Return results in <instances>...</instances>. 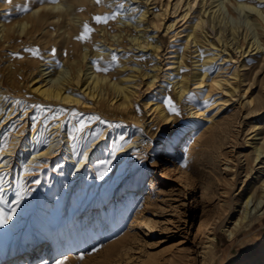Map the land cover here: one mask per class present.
Masks as SVG:
<instances>
[{"label": "rangeland", "instance_id": "rangeland-1", "mask_svg": "<svg viewBox=\"0 0 264 264\" xmlns=\"http://www.w3.org/2000/svg\"><path fill=\"white\" fill-rule=\"evenodd\" d=\"M242 1L260 8L263 4V0ZM143 2L141 0H104L103 3L97 4L93 9L97 16L110 15L114 11L118 12V15L107 25L95 23L91 25L87 22L93 29L91 37L102 35L103 31L101 33L99 29L103 27H106L107 33L109 30L106 35L111 40L112 35L119 31H122L121 34L125 36L128 29L125 26L126 20L130 18L131 20L128 21L133 22L138 17L146 7ZM175 2L176 0H151L150 5L147 6L148 13L150 11L157 14L163 13V18H166L163 19L160 16L161 21L157 22L158 28L150 26V33L147 35L149 39L152 40L151 37H155L158 42H161L159 43V52L161 51L159 62L162 69L155 70L157 78L150 88L144 90L145 86L142 87L141 97L137 100L136 108L134 107L135 119H132L128 113L121 114V117L111 116L110 113L102 111L100 106L91 102H88L89 106L85 109H80L73 105L55 104L54 106L53 103L40 100L28 90V87L34 79L40 78L38 73L40 68L49 66L50 69L44 71L46 79H49L55 71L63 69L61 66L63 62L59 59L61 56L57 54L53 56V50L42 49V40L33 44L36 48L32 43H23L13 51L5 49L7 44H2L0 77L6 76L12 67L14 70H19L18 68L27 61L26 59L30 66L22 76L17 78L21 93L8 94L5 106L11 100L15 99V102L8 106L10 108L14 105V108L8 113L9 117L0 131V147H7L14 133L19 135L15 138L18 140L16 143H19L27 134L42 130V135L46 133L47 136L38 138L37 150L41 151L48 143L50 134L48 132L58 123L60 135L66 133L63 135L64 139L59 135L61 143L68 139L74 151V158L78 160L79 153L85 150V145L89 148L90 144L98 142L103 135L106 141L107 136L115 129L116 134L110 140V148L96 145L101 154L99 159L92 163L96 171L95 176L88 172L89 165L85 164L82 169V178L70 182L71 178L66 172L68 163L62 159L60 151L55 159H51L46 165L34 164L35 167L34 165L28 167L29 172L24 178L26 180L22 181V186L24 184L27 186H23L21 191L23 197L20 198L19 204L12 206L11 199L14 194L8 190L5 195L1 188L5 184L8 187L13 186L16 181L13 170L17 166V154L20 149L17 150V156H12L10 167H2L0 172V213L8 215L15 206V213H11V220L0 226V264H7L15 256L21 258V261L14 264H57V261H63L64 264H203L204 251L209 240L207 237L211 234H215L214 255H209L207 258H212L214 264H238L241 258L260 254L264 248V215L257 218L256 213L254 217L255 210H251L249 219L242 224L234 238L229 236V230L242 214L245 202L244 181L248 177L245 176L242 167L245 165L244 155L249 153L245 140L250 138L253 133L252 127L257 122V115L250 112L251 105L245 101L250 95L251 98L261 94L264 97V90H262L264 89V57L260 56L261 54L264 56V48L257 55L246 54L245 65L240 69L244 73L245 80L241 88L248 86L247 91L244 94L240 91L236 99L233 98L227 102L218 113H215L218 107L214 100L220 94L218 90L210 86L211 77L218 73L223 76L229 75L234 69V58L223 59L224 56L220 55L215 59L203 88H193L192 85L184 100L177 102L172 98L169 88L166 89L165 96H159L158 88L164 83V71H168L165 69L168 64V55L173 49L183 51L182 38L177 33L185 28L184 20L182 21L179 15H182L186 9L183 0L173 9ZM120 3L125 7L122 10L117 7ZM14 6V0H0V16L11 15L15 10ZM223 8L224 16L229 23L245 27L248 22H251V17H248L245 10H240L229 2ZM21 18L22 16L17 17V19ZM186 19L189 20L188 17ZM169 23L174 24L173 28L166 31L165 25ZM257 38L259 43L264 45V34ZM127 45L128 37L120 43L114 40L112 52L109 53L110 57L102 61L101 55H90L89 59L91 58V62H97L102 67L109 66L107 73L112 74V80L127 73V69H120V64H125L128 68L136 67L140 69V72H150L148 77H144L145 81L149 80L154 70V58H151L148 51L132 50ZM36 49L38 55L33 56L32 51ZM186 53L188 65L184 67L185 72L189 70V60L194 55V53ZM113 54L116 57L115 61L112 59ZM42 64L45 65L42 67ZM94 67L96 68L95 63ZM2 87L8 89L9 84L4 83ZM144 98H149L148 100L152 102L159 101L169 117L168 120L161 125L157 124L151 111L143 105ZM166 99L172 101L179 115H174L167 110L168 107L164 103ZM195 109L202 110L205 117L199 118L189 114ZM73 113H76V116H73ZM20 115H22L21 118ZM210 117L214 121H210ZM81 121L85 127L83 131H77ZM126 129H131L127 135H125ZM17 131L20 133H16ZM263 136L264 133L258 137ZM131 139L136 141V145ZM129 144L127 150L117 158L116 150ZM231 144L234 147H231ZM250 154L252 158L254 155ZM226 160L231 168H224ZM256 163L257 161H254L255 167L260 166ZM231 175L237 179L233 186H229ZM256 188H259L258 184ZM147 189L150 190L149 193ZM131 190L136 193L133 197L129 195ZM248 224L253 227L248 229ZM262 256L261 260L256 261L255 264H264V253Z\"/></svg>", "mask_w": 264, "mask_h": 264}, {"label": "bare ground", "instance_id": "bare-ground-1", "mask_svg": "<svg viewBox=\"0 0 264 264\" xmlns=\"http://www.w3.org/2000/svg\"><path fill=\"white\" fill-rule=\"evenodd\" d=\"M141 1H144L143 3L146 4V7L144 8L142 7L143 10L142 12L139 13L138 17L133 22L128 21V20H131L128 16L127 17L129 19L128 20L125 19L126 20L125 26L128 28L126 30L125 36L126 38L128 37V45H127L128 47H130L132 50L137 49L138 51H148L150 55L152 56L151 58L152 59L154 58V62H155V64L153 63L154 70L153 72L151 71L152 73L150 74L149 80L145 81L144 77H148L150 72H147V71L140 72L139 71L140 69L136 67L128 68L127 65L125 64H120L119 67L121 70L127 69V73L124 76L121 75L122 77L119 76V78L115 80H112L111 78L112 74H108V73L98 74L97 73L94 67V63L91 62L90 60L91 58L89 59L90 55H93V56L101 55V58H102L101 60L102 61L106 60L108 56L110 57L109 53L112 52L111 47L114 45V40L120 43L126 38L125 36L121 34L122 31H119L115 33L114 35H112L113 39L111 40L110 37L108 38L106 35L109 33V30L107 33L106 27H103L99 29L100 32L103 31V33L101 32L102 35L98 34L99 36H92L90 37L89 40L83 43L76 39V37L81 34L85 23L89 22L91 25H94L93 17L97 16L93 12L94 11L93 9L97 6L94 0H58L57 3H52L50 2V0H14L15 10L13 11V13L11 15H5L3 17L0 16V33H1L0 50H2L3 48L2 44L4 43L7 44L6 45L7 48L5 49H9L10 51L11 50L13 51L15 48H17V46L19 47L22 46L23 43L24 44L32 43L33 45V44L39 43V40H42L43 41L41 43L42 49L55 50V54L61 56V58L59 57L58 58L60 59V61L63 62L61 65L63 66V69L55 71L54 73L50 75L49 79H46V76H44V71L48 69L49 66L45 68H40L38 70L40 78L38 80L32 79L33 81L30 87H28V90L34 95H36L35 97H38L40 100H44L48 103H53L54 106L55 104H60L62 106L73 105L80 109H85L86 107L89 106L88 102H91V103H94L100 106L102 111H105L106 113L107 112L110 113L111 116H120L121 114L128 113L130 114V117L132 119H135L136 112L134 110V107L139 97H141V94L143 91L142 87L145 86L144 90L147 88H150L154 84V80L157 78V74L155 70L162 67L160 66V62H159L160 60L159 53L161 52V51L159 52V49H160L159 43L161 42L160 41L158 42L155 39V37H151L152 38L151 40L148 38L147 35L150 33V30H149L150 26H153L154 28L157 26L158 28L157 22L161 21L160 16H162L163 13L157 14L154 11H150V13H148L149 10L147 9V6L150 5L151 0H141ZM181 1L182 0H176V2L173 5V9H175L178 6V4L181 3ZM183 1H184V4L183 3L182 4L185 5L186 10L185 12L183 11L184 13H182V15H179V17L181 16L182 21L184 20L183 24H185V28L184 30L177 33L182 38L181 44L183 47V51L179 49H173L172 51L170 50L171 52L167 57L168 64H166V68H165L168 71L167 72L164 71V75H163L164 83L162 85H159L158 95L159 96L164 95L166 92V89L169 88L173 95L172 98L176 99L177 102L182 101L185 98H187L188 90L190 89L192 85L194 86L193 88H203L202 86L203 84L206 83V78L209 75L210 69H212L210 67L215 59H217L220 55L224 56L223 59L229 58L230 60L234 58L235 59L234 69L229 75H226L227 74L226 73L225 74L226 76H223L217 72L218 73V74L216 73L217 75H214L211 77L210 86L218 90V93L220 94V96H218V98L214 100V102H217V107H218V109L215 110V113H218V111H220L227 104V102L231 101V99L235 98L238 94H240V91L243 92V93L241 92L242 94H244L245 91H247L248 86L246 88L245 87L241 88V84L245 80H244V73L240 68L244 67L245 65L244 61H245L246 54L253 53L254 55H257L261 53V51L264 48V45L259 43V40L257 38V36L264 34V0L262 1L263 4L261 5L262 6L261 8L257 7L254 4L251 5L242 0H227V2H229L234 7H237L240 10H245L248 17H251V22L249 23L247 21L248 25L246 24L247 26L245 27H242V25L229 23L227 21V19L224 16L225 11L223 12V9H224L223 7H225L227 3L225 2L226 0H183ZM25 8H27L28 11H24ZM122 9L123 8H121V10ZM149 15H151V18H149ZM18 16H22V18L17 19ZM187 17L189 18L188 21L186 19ZM173 25H174L173 23H169L167 26L165 25V30L167 31L173 28ZM133 31H136V33H133ZM165 33L167 34V32ZM151 36H154V35H151ZM99 42L101 43L98 44ZM33 47L35 46L33 45ZM116 47L118 48V45ZM170 48L171 47H169V49ZM186 52H188L189 54L194 53L192 58L189 60L190 62L189 70L187 72H185L184 70V67L188 65L186 62V59H188L186 56L187 54ZM260 56L264 57L262 54ZM26 60L28 61V59ZM27 61L24 62L23 65L18 68L20 70V73H19V70H14L12 65H10L12 68H10L11 70L9 71V73L6 76H3V78H2V75L0 77V131L3 127V124L6 123L5 121L9 117L8 113L12 110V108H14V105H11V107L8 108V106L11 103L15 102L14 98H13L14 99L13 101L11 100L9 104L5 106L6 102L8 101V94H14V93L20 94L21 93L17 78L19 76H22L23 72H25L27 68L30 66V63ZM44 65L45 64H42L41 66L43 67ZM34 66L36 67V65ZM4 83L9 84L8 89H3L2 85ZM250 96L247 97V100L245 101V103H247L248 105H251L250 112L257 115V118H256L257 122L256 124H254V127H252V132H253L252 135L250 136L249 139L245 140V143L247 146L246 149L249 150V153H246L244 155L245 165L242 167V170L245 172V176L248 177V179L244 181V184L246 185V189L244 192L245 202H244L242 214L238 216V219L235 221L233 227L229 230V236L232 238L236 236L242 224H244L245 221H247L246 219H249L251 210H255L253 214L254 217L256 213H257V216H256L257 218H261V216L264 215V203L261 205V203L264 202V158H263L264 157V136L261 138L258 137L260 134L264 133V97L262 96V94L256 97H253V98H251ZM148 99L144 98L143 105L148 109V111H151V114H153V119L159 125L166 122L169 117L166 114L164 108L161 106L160 102L159 101L152 102ZM28 104L30 105V103ZM189 114L199 116V118L205 117L204 113L202 112V110L200 111V109H195L194 111H190ZM21 116L22 115H20V118ZM210 119H211L210 121H214L212 120L211 117ZM58 121L60 122L61 120H58ZM70 124H71V121H70ZM57 125H54V126L52 125L53 127L51 128V131L52 130L53 131L48 132L50 133L48 135L49 136L48 143L45 146V149L41 148L43 149L41 151L37 150V144H38V138L46 135V133L42 135L43 133L41 132L42 130L34 131V132L27 134L21 140L19 139L20 140L19 143H16V141L18 140H15V138L19 135L14 133V135H12L11 142H9L10 144L7 147H4L3 151H0V172H1L2 167L3 168L10 167L11 162H12V156L16 155L17 150L20 149L17 154L18 155L17 166L16 168L14 167L15 169L13 170V174H14L13 176L14 178L16 177L15 178L16 181L13 183V186L11 185L10 187H8L5 184V186L1 188V191H3V194L5 195H6V191L8 190H11L12 192L11 194H14V197L12 196L13 198L12 199L10 198L13 201L12 206L16 204L14 203V201L17 198L16 192L19 191L21 193L23 186L26 185L24 184L22 186V181L26 180L24 178H25L26 173L29 172L28 167L34 164H38V166L46 165L51 159L53 158L55 159V157L57 156V153L60 151L62 159L66 163H68L66 172H67L68 177L71 178L70 182H74L77 178H82V169L85 164L89 165L88 172L91 173V175L95 176L96 171L92 163L96 159H99L98 157L101 154L100 151L97 150V146L100 145V147L102 148L104 147L110 148V140L112 139L114 134H116L115 133L116 129H115L113 132L110 133L109 136H107L108 138L106 141H104L103 139L104 135L101 136V139L98 142H94L92 145L90 144V147L87 149V155H81V153H79L78 160H75L74 151H73V148L69 140L65 139V141L63 140L64 143H61L60 137H59L60 135L59 125L60 124L58 126ZM130 130L131 129H126L125 135L131 132ZM16 133H20V131H17ZM136 133L137 132H135V134ZM63 135L62 136L60 135V136L63 137L64 139ZM2 137H3V133H2ZM260 140H262L261 143H259ZM132 143L136 145L135 140H132ZM129 146L130 144L116 150L117 156L116 154L115 156L117 158L120 157V155L124 153ZM230 146L234 147L233 144H231ZM250 153L254 155L252 158H251ZM254 161H257L256 165L260 164V166L255 167ZM224 168H231L227 160L224 163ZM252 174H254V177H252ZM246 181H249V182L247 183ZM236 182H237L236 177L231 175V180H229V186H233ZM257 184L259 186L258 189L256 188ZM129 192H130L129 195L131 197H133V195L136 194L134 190H131ZM147 192L149 193L150 190L147 189ZM250 202H251V205L249 206ZM259 211H261V213ZM247 227L248 229H251L253 225L248 224ZM207 238L209 240L207 242L208 244L204 251L203 264H214V260L212 258L208 259L207 257L209 255H214L215 234H211ZM263 253H264V248L262 249V251L260 252L258 256L256 255L253 257L248 256V258H241L238 264H255L256 261L261 260V257H263L262 256ZM20 261H21V258L15 256L11 260H9L7 264H14Z\"/></svg>", "mask_w": 264, "mask_h": 264}, {"label": "snow or ice", "instance_id": "snow-or-ice-1", "mask_svg": "<svg viewBox=\"0 0 264 264\" xmlns=\"http://www.w3.org/2000/svg\"><path fill=\"white\" fill-rule=\"evenodd\" d=\"M50 2L52 3H57L58 0H50ZM94 2L96 4H101L104 2V0H94ZM118 8H123L124 5L122 3L117 5ZM24 11H28L27 8L24 9ZM118 12H112L110 15H102V16H94L93 17V21L96 25H107L109 23L110 20H115L117 18ZM93 29L89 26V24L85 23L83 26V30L81 32V34L79 36L76 37V39L80 42H86L87 40L90 39L91 37V33H92ZM32 55L36 56L38 55V51L37 50H33L32 51ZM52 55H55V50H53ZM113 61H115L116 57L113 54L112 56ZM96 64V68L95 70L97 72H103V73H107L109 71L108 67H102L99 65V63L94 62ZM165 105L168 107V110L170 113L174 114V115H179L178 110L175 108V106L172 104V101L170 99H166L164 101ZM73 116H76V113L72 114ZM58 118V117H57ZM80 123V127L77 129V131H83L85 125L83 124V122H79ZM101 123H103V121H101ZM87 148L88 146L85 145V150L81 153V155H87ZM0 151H3V148L0 147ZM16 197L17 199L14 201V203L19 204L20 202V198H22V194L18 191L16 192ZM12 213L15 212V209L13 208L11 210ZM11 219V213L8 215H4L3 213H0V226L4 225L5 223H7L8 220ZM57 264H64L63 261H57Z\"/></svg>", "mask_w": 264, "mask_h": 264}]
</instances>
